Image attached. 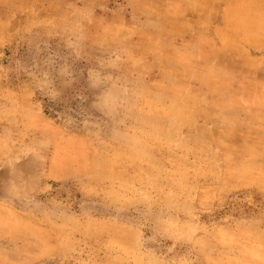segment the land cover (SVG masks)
I'll return each mask as SVG.
<instances>
[{
  "label": "rangeland",
  "instance_id": "374dc122",
  "mask_svg": "<svg viewBox=\"0 0 264 264\" xmlns=\"http://www.w3.org/2000/svg\"><path fill=\"white\" fill-rule=\"evenodd\" d=\"M0 264H264V0H0Z\"/></svg>",
  "mask_w": 264,
  "mask_h": 264
}]
</instances>
